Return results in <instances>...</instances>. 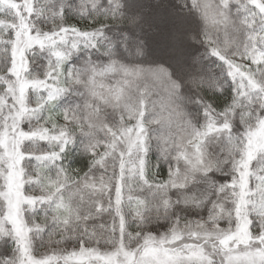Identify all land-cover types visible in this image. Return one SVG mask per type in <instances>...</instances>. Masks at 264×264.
<instances>
[{"label": "snow or ice", "instance_id": "6c2138e0", "mask_svg": "<svg viewBox=\"0 0 264 264\" xmlns=\"http://www.w3.org/2000/svg\"><path fill=\"white\" fill-rule=\"evenodd\" d=\"M0 264H264V0H0Z\"/></svg>", "mask_w": 264, "mask_h": 264}]
</instances>
